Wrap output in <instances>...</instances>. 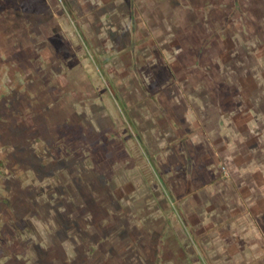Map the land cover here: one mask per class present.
Instances as JSON below:
<instances>
[{
	"label": "rangeland",
	"instance_id": "rangeland-1",
	"mask_svg": "<svg viewBox=\"0 0 264 264\" xmlns=\"http://www.w3.org/2000/svg\"><path fill=\"white\" fill-rule=\"evenodd\" d=\"M0 264H264V0H0Z\"/></svg>",
	"mask_w": 264,
	"mask_h": 264
},
{
	"label": "crops",
	"instance_id": "crops-1",
	"mask_svg": "<svg viewBox=\"0 0 264 264\" xmlns=\"http://www.w3.org/2000/svg\"><path fill=\"white\" fill-rule=\"evenodd\" d=\"M151 65H154V64H151ZM160 68H162L163 69V71L166 69V67H167V65H161V64H159L158 65ZM118 97V96H117ZM175 98H176V95L174 94H171L170 92H168V91H163V90H160V89H157L155 92H153V94H152V97H150L149 98V101L147 102V104L154 110L153 111V114L151 115V114H149L148 116H147V118H146V123H147V120H149V116L150 117H154V119L156 120V117L154 116V113L156 112L157 113V115L159 116V121H158V123L159 122H161V123H163V121L165 120V119H167V120H169L167 123H170V124H172V125H174V124H176V125H178V124H181V122H182V120H184V116H185V114L187 115L188 113L192 116V112L191 111H187L188 109H186V111L185 112H187V113H184L183 112V109H182V106L180 105V104H178L177 103V101L175 100ZM177 99V98H176ZM116 100H118L119 101V103H120V105H121V109H122V111L124 112V115L125 116H127V118L128 119H131L132 118V116H131V111H132V109L131 108H129V106H128V104H126L125 102H123L122 101V99L120 98L119 99V97L116 99ZM144 106H146V103H143V107L141 108V109H143L144 111H146V108L144 107ZM183 114V116L181 117L180 115H182ZM192 118V117H191ZM123 120H121V122H122ZM150 121V120H149ZM166 123V122H165ZM124 124V123H123ZM156 124H157V121H154L153 119L151 120V124H150V126H148V132H150V134L152 133V132H158V129L156 128ZM204 134V133H203ZM127 136V137H130L129 136V134H128V131H127V133L126 132H124V136ZM170 135V133L168 134V135H166V134H164V137L166 138V140H168V138H171V136L170 137H168ZM205 135V134H204ZM168 137V138H167ZM173 137V136H172ZM180 137H182L183 138V132L181 131L180 132ZM162 139V138H161ZM195 139V138H194ZM196 140V139H195ZM197 141V140H196ZM204 141V140H203ZM167 143V142H166ZM168 145H170V143H168ZM196 145H199V144H196ZM256 144H253V143H251V144H249V150H248V153L249 154H247L248 155V157L250 156V154H252V155H255V156H257V152H255V151H253V149H256V146H255ZM258 145V144H257ZM146 147V146H145ZM229 148H231V147H229ZM187 151L188 150H186V147L185 146H183V155L185 154V156L186 157H188L189 159H190V155H189V153L187 154ZM147 155V154H146ZM145 156V155H144ZM143 156V157H144ZM146 158V157H145ZM251 165H252V162L249 160V158H248V160H247V162H243L242 164H240L239 165V170L240 171H242V173L244 174V173H247L248 175L249 174H253V172H252V169H251ZM232 166H233V163H232ZM256 167V166H255ZM156 169H158L159 170V173H161L160 172V169H159V167H156ZM238 170V171H239ZM257 169H253V171H256ZM174 174H176V173H174ZM216 175V174H215ZM214 177H216V178H214V179H216L217 180V177H219V175H216V176H214ZM157 178H158V181L161 183V186H162V189L164 190V191H166L167 193H168V195H170V196H173V190H172V187L167 183V181L164 179V177H163V175H158L157 176ZM163 191V192H164ZM180 205V204H179ZM178 205V207H180ZM180 211H181V208H180ZM179 213V212H178Z\"/></svg>",
	"mask_w": 264,
	"mask_h": 264
}]
</instances>
